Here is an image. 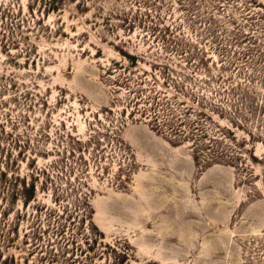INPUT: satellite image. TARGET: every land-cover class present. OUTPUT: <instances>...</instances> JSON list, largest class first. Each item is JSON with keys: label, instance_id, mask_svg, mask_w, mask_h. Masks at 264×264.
I'll list each match as a JSON object with an SVG mask.
<instances>
[{"label": "rangeland", "instance_id": "obj_1", "mask_svg": "<svg viewBox=\"0 0 264 264\" xmlns=\"http://www.w3.org/2000/svg\"><path fill=\"white\" fill-rule=\"evenodd\" d=\"M0 264H264V0H0Z\"/></svg>", "mask_w": 264, "mask_h": 264}]
</instances>
